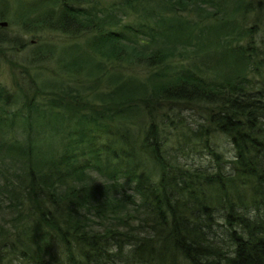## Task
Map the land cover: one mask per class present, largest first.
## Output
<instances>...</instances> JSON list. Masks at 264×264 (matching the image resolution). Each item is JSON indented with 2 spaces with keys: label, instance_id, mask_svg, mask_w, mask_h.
Masks as SVG:
<instances>
[{
  "label": "trees",
  "instance_id": "obj_1",
  "mask_svg": "<svg viewBox=\"0 0 264 264\" xmlns=\"http://www.w3.org/2000/svg\"><path fill=\"white\" fill-rule=\"evenodd\" d=\"M0 3V264H264V0Z\"/></svg>",
  "mask_w": 264,
  "mask_h": 264
},
{
  "label": "rangeland",
  "instance_id": "obj_2",
  "mask_svg": "<svg viewBox=\"0 0 264 264\" xmlns=\"http://www.w3.org/2000/svg\"><path fill=\"white\" fill-rule=\"evenodd\" d=\"M255 3H256L255 1L252 2V4H254V5H255ZM1 7L2 6L0 3V9H1ZM263 16H264V14H263ZM247 17L248 18H247L246 23H243L245 26H247L249 24H255L256 22H258L259 25L264 27V18L258 19L259 16H257L254 13L251 14L250 16H247ZM5 20L10 23L9 19H5ZM12 27L16 29V27L14 25H12ZM118 27H119V30L124 31L128 35H130L129 37H133V35H140L139 33L135 32L139 29L140 25H139V23L136 22V19L134 20L131 16L125 18L124 21L122 22V24H119ZM125 27H127V29H125ZM227 31H229L227 24H221L218 27H216V33L219 37L222 35V33H226ZM5 34L9 35V36H15L16 31L10 30ZM209 36H211L210 32L206 31L204 33V37H209ZM22 37H27L29 39V41H32V40L33 41L38 40V41H42V42L49 41L52 44V46H54L53 49L61 50L62 47L67 44V41L65 38H67L69 36L63 32H55V31L53 32V31L44 30L41 32L36 31L34 34L33 33H29L26 35L24 34ZM253 38H254L253 40L256 39L255 36ZM80 41H82V40H80ZM255 43H256V40H255ZM29 47H31V46H29ZM56 54H58L57 51H56ZM58 56H59V54H58ZM55 57L56 58L50 59V61H45V62H42L39 64V66H41V70L39 71L38 76H36V74L34 75L35 78H37L41 82L44 81L43 79H53L54 78V76L56 75L57 69H59L60 62H61L59 60V57H57V56H55ZM207 60L212 61V60H214V58H210ZM13 67H14V65H13ZM125 70L134 71L136 76H138L140 74L139 69H131V68L128 69V67H125ZM41 71H42V74H41ZM22 77H25V74L20 72L19 70H17L16 72H13L11 65H9V63H7L6 61H4L3 63L0 64V80H3L4 82L5 81L8 82L10 85V84L18 83L20 81V79H22ZM221 143L223 146H225L226 154L227 155L232 154L231 147L228 144V139L222 140Z\"/></svg>",
  "mask_w": 264,
  "mask_h": 264
},
{
  "label": "bare ground",
  "instance_id": "obj_3",
  "mask_svg": "<svg viewBox=\"0 0 264 264\" xmlns=\"http://www.w3.org/2000/svg\"><path fill=\"white\" fill-rule=\"evenodd\" d=\"M237 25V21L234 18H231L230 21L227 22L228 28L232 29V27H235ZM225 56L224 50H221L219 48H211V54L210 58H214V60H222Z\"/></svg>",
  "mask_w": 264,
  "mask_h": 264
},
{
  "label": "water",
  "instance_id": "obj_4",
  "mask_svg": "<svg viewBox=\"0 0 264 264\" xmlns=\"http://www.w3.org/2000/svg\"><path fill=\"white\" fill-rule=\"evenodd\" d=\"M8 24L7 21H0V26H6Z\"/></svg>",
  "mask_w": 264,
  "mask_h": 264
}]
</instances>
